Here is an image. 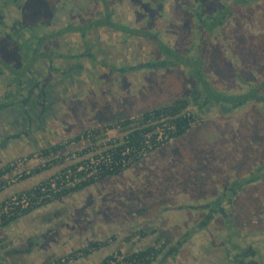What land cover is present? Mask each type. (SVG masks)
I'll list each match as a JSON object with an SVG mask.
<instances>
[{
  "label": "rangeland",
  "instance_id": "1",
  "mask_svg": "<svg viewBox=\"0 0 264 264\" xmlns=\"http://www.w3.org/2000/svg\"><path fill=\"white\" fill-rule=\"evenodd\" d=\"M21 2L17 15L38 31L41 23L51 25L64 13H55V0ZM64 2L95 21L109 13L110 24H100L85 38L93 40V59L79 60L81 68L73 85L64 87L65 95L60 93L64 83L53 86L54 102L42 116L32 114L36 118L24 123L0 112V192L24 185L0 193V204L121 142L126 129L119 122L178 98L189 101L197 118L184 135L109 179H95L25 214L18 212L24 204L16 206L1 218L0 264H101L106 258L111 264H146L125 257L150 247L159 251L145 257L147 264H264V0ZM229 4L236 7L212 32L202 64L201 24ZM148 34L177 57L161 53ZM67 42L46 44L47 50L63 53L55 62L63 70L68 53L79 54L83 47L77 36ZM190 60L200 63L195 72L208 82L194 74L198 66ZM1 78L2 98L15 82ZM235 82L262 86L236 87ZM209 85L234 97L259 88L261 97L238 103L229 96L233 101L222 108L209 99ZM11 120L15 127H5ZM32 154L42 155L16 163ZM42 162L44 167L23 175ZM227 189L232 192L225 194Z\"/></svg>",
  "mask_w": 264,
  "mask_h": 264
},
{
  "label": "flooded vegetation",
  "instance_id": "2",
  "mask_svg": "<svg viewBox=\"0 0 264 264\" xmlns=\"http://www.w3.org/2000/svg\"><path fill=\"white\" fill-rule=\"evenodd\" d=\"M64 1L55 0V13L64 12L59 13L58 20L51 25L41 23L42 30L38 31L35 24L25 22L17 15V10L24 8L21 0H0V76H5L1 82H15V89H10L8 85L0 97V112L13 119L17 117L18 120L23 119L24 123L25 119L29 122V117L33 120L36 118L32 114L40 117L43 111L50 109V103L55 99L53 86L65 82V85H71L81 68L79 60L89 62L94 57L90 52L93 40L86 41L85 38L100 26V21L110 24L109 13L103 12V20L95 21L94 16H81L74 12L72 5L66 8ZM75 36L83 41L82 51L79 54L68 53L70 63L63 70L55 63L64 59L63 53L57 52L54 47L47 50L46 44L49 45V41L55 39L62 45ZM14 124L11 120L4 126L14 128Z\"/></svg>",
  "mask_w": 264,
  "mask_h": 264
},
{
  "label": "trees",
  "instance_id": "3",
  "mask_svg": "<svg viewBox=\"0 0 264 264\" xmlns=\"http://www.w3.org/2000/svg\"><path fill=\"white\" fill-rule=\"evenodd\" d=\"M234 7H236L235 4H229V5L223 6V8H221L218 11L217 15L210 18L209 22H205L203 20V22L201 24L202 31H201V35H200V39H199V47H198V50H199L198 57L201 59L202 64H203L202 61L204 60V56L206 53H208V49L210 47L212 32L216 28L217 24L221 23L223 21V19H225L227 17V15H229V13H231V11L233 10ZM105 22L106 21L103 20V21H100L99 23L104 24ZM96 24H97V22H96ZM147 38H152V39L156 40V42L158 43V48L160 49L159 51L161 53H163L164 55L169 56L170 58H174V57H177V55L179 54L177 51L174 52V50H171L168 47H166L164 44H162L156 38V35L148 34ZM191 60H190V62H191L190 64L198 66V69H196V68L194 69V74H195V73H197V71L195 72V70H200L199 69L200 63L193 62ZM197 74H200L199 76L203 80L201 82H208V81H206L205 78L202 77V75H201L202 72L199 71ZM206 86L208 87V85H206ZM209 89H210V85H209ZM257 90L259 91V88L254 89L253 92L250 91L249 92L250 95L248 97L245 94L244 97H247V98H244L242 96H239V97L232 96L233 97L232 99L234 101L238 100V103L242 102V101H247L250 98L260 96V92H258ZM211 91H212V89H210V93H208L209 99H212L215 103H219L220 106L224 105L223 103H227L229 101V99H231V98H229V96H225L222 92H220L216 89L213 90L212 92ZM261 100L262 101L264 100V95H262ZM205 101H206V99H205ZM222 108H224V106H222ZM196 118H197V115L195 114V112H192V110L190 109L189 101L186 98H178V99H175L169 105L160 106L158 108L151 109L147 112H144L143 114H141L137 118L126 119L122 122H119L118 123L119 126L122 127L124 129V131L126 129V135L122 138L121 142H118L117 144H114L113 146H111L110 148L107 149V153L110 154L109 158H110V160H114V158L117 159V158H119L120 153L122 151H124L125 149L131 150L132 147L138 146V143H137L138 139H140L142 135H145L147 132H151V131L155 130L158 127V125L163 124V123H161V121H162L161 119H163V122L167 125V128H169V127H170V129L173 128V130L172 129L171 130L167 129V130H168V133L170 134L169 138L174 140V139L184 135L194 125ZM77 139H79V138H76L75 140H77ZM167 142L168 141H164V143H167ZM44 154H46V152H44ZM114 154H115V156H114ZM129 154L131 156L133 153L131 152ZM139 159H140L139 157L138 158L134 157V158H132V160L129 162V164L127 166L118 165V166L113 167L112 170H106L105 172H103L100 175L99 178L100 179H109L112 176H115V175L121 173L122 171H124L126 168H128L130 165H132L134 162H136ZM261 173H263V171ZM249 175H250V173H249ZM92 183H93V180L91 181V180H87V178H81L80 180H77V181H72L70 183H64V185H62L60 187L57 186L56 189L52 190V189H50L49 180H47V181L43 182V184H40V185L34 187L33 189H31L30 191H28V195L30 197L29 201L27 202V204L25 206L19 207L18 212L21 214H25V213L31 211L34 207H39V206L45 205L46 203H49L53 200H56L62 196H66L68 194L78 192V191L84 189L85 187L90 186ZM46 188H48V191H46ZM231 192H232V190L227 189L225 194H229ZM224 197L225 196L223 195L222 198H224ZM33 201H35V202H33ZM17 213L14 214V216H12L10 219H13L14 217H16ZM156 251L158 252L159 250L158 249L155 250L154 247H150V248L143 249L139 252H133V253L127 255L125 258L129 259L132 262L137 261L139 259H141V260L143 259V263L147 264V263H149V260H146L145 257L151 256L152 254L156 253ZM110 259L111 258H106L105 260L102 261L101 264H111L109 261ZM259 264H261V263H259Z\"/></svg>",
  "mask_w": 264,
  "mask_h": 264
},
{
  "label": "built area",
  "instance_id": "4",
  "mask_svg": "<svg viewBox=\"0 0 264 264\" xmlns=\"http://www.w3.org/2000/svg\"><path fill=\"white\" fill-rule=\"evenodd\" d=\"M167 129H170V127L167 128V125L165 123L158 125V127L155 130L151 132H147L145 135H142L140 139H138L137 142L138 146L132 147L131 150L125 149L120 153V156L117 159L114 158V160H110L109 158L110 154L107 153V149L113 145H109L107 148H104L102 152H97L94 156H90V158H86L85 162H82V164H78L75 167L65 168L61 172H56L55 174H53V176H51V178L48 179L50 189L54 190L57 188V186L60 187L64 185V183H70L72 181L80 180L81 176L83 178H87V180H95L98 179L103 172H105L106 170H112V168L115 166L118 165L127 166L129 162L132 160V158L134 157L141 158L145 156L147 153H151L153 150L157 149L159 146L164 144V141H168V142L172 141V139L169 138L170 134L168 133ZM171 129L173 130V128ZM131 152L133 154L130 156L129 153ZM37 155L41 156L42 154H32L29 158L28 157L20 158L17 160L16 163L18 162L28 163L30 162L31 158L33 157L36 158ZM46 162H49V159H46ZM100 162L102 163V165H100ZM13 165L14 164L11 162L8 163V167H12ZM44 166L45 165L43 162L42 164L41 163L37 164V166H33V168L30 167L29 169H26L23 172V175H29L30 173L34 172L36 168L41 169V167ZM46 191H48V188H46ZM29 198L30 197L28 193H21L18 195H13L10 198L6 199L4 202H2L0 204V224L2 223L1 218L4 219V216L12 213L13 209L16 206L22 204L26 205L27 202L29 201ZM125 263L127 262H124V264Z\"/></svg>",
  "mask_w": 264,
  "mask_h": 264
},
{
  "label": "crops",
  "instance_id": "5",
  "mask_svg": "<svg viewBox=\"0 0 264 264\" xmlns=\"http://www.w3.org/2000/svg\"><path fill=\"white\" fill-rule=\"evenodd\" d=\"M263 9H264V6H263ZM263 18H264V16H263ZM263 24H264V20H263ZM263 27H264V25H262ZM73 83V82H72ZM65 84H67V82H65ZM65 84H63V86H62V88H61V91H60V93L62 94V96H63V94L65 95L66 94V91H67V89H65L64 87H66L67 85H65ZM235 84H236V87H239V86H246V87H249V88H253V87H255V86H257V87H261L262 86V84L260 83V84H254V82H235ZM73 84H71V86H72ZM248 88V89H249ZM247 89V90H248ZM250 90V89H249ZM244 92H246V90H243V91H239L238 93L240 94V93H244ZM237 93V94H238ZM224 95H225V93H223ZM236 94V95H237ZM226 95H228V96H233V94H226ZM64 98H66V97H64ZM199 126V125H198ZM200 127V126H199ZM198 127V128H199ZM200 132H199V130H197V134H199ZM201 135V134H200ZM177 139V138H176ZM3 150H4V148H3ZM28 185V184H27ZM24 185L23 184H17V185H13V186H9L8 188H6V189H4L3 191H1L0 193L1 194H3V193H7V195L8 194H10L11 192H13V191H15L16 189H20V188H22ZM1 197V196H0ZM1 199V198H0Z\"/></svg>",
  "mask_w": 264,
  "mask_h": 264
}]
</instances>
